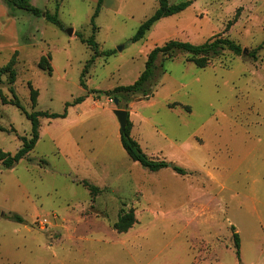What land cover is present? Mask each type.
<instances>
[{"label": "rangeland", "instance_id": "rangeland-1", "mask_svg": "<svg viewBox=\"0 0 264 264\" xmlns=\"http://www.w3.org/2000/svg\"><path fill=\"white\" fill-rule=\"evenodd\" d=\"M28 1L61 25L0 0V31L16 18L20 33L19 46L0 50V66L16 52L12 86L22 108L59 116H40L34 147L11 167L0 164V264H264V0H190L137 41L157 0H102L98 55L88 65L93 50L78 34H92L97 0ZM218 35L243 53L223 50L204 67L180 50L161 55L151 94L118 98L142 151L185 173L131 160L114 99L102 90L132 83L155 45ZM43 55L51 73L37 66ZM2 80L0 149L13 154L31 124L11 103L7 74ZM121 209L135 222L117 232Z\"/></svg>", "mask_w": 264, "mask_h": 264}, {"label": "trees", "instance_id": "trees-1", "mask_svg": "<svg viewBox=\"0 0 264 264\" xmlns=\"http://www.w3.org/2000/svg\"><path fill=\"white\" fill-rule=\"evenodd\" d=\"M9 1L12 5L20 9L29 11L30 13L36 16L43 14L48 20L52 21L58 26L61 25L56 15L43 12L41 9L32 5L28 0H9ZM55 1L57 2V0ZM101 3L102 0H97L95 9L90 18V23L92 24V34L90 35V37L84 39L81 35L78 34L80 40L82 42H85L88 45V47L91 50H93V54L87 61V65L88 63L93 62V59L98 55V51L96 50L97 42L94 40V32L96 29V25L94 24V17L98 15ZM157 4L158 5L154 10V12L138 25L135 33L131 37V41H137L141 39L146 33V31H148L150 27L160 18L179 13L180 11L185 9L190 4V0H182L176 3H169L168 0H157ZM262 45H264V38L261 44L258 45V47L261 48ZM175 50H180L182 52L189 53L191 55L190 60L198 67L206 66L211 58L217 56L223 50H229L234 54L243 53L242 47L238 43H236L235 41H233L228 37H223L220 35L210 37L204 42L199 44H193L189 41L170 39L165 41L161 45H155L147 53L146 60L144 62V67L137 76V78L132 83L125 85H116L110 89L102 90V92L106 96L112 97L113 99L115 98L118 99L123 97L126 100H128L129 97L133 95L148 97L151 94V80L156 75V71L158 69L157 60L159 56L171 55L172 53H174ZM111 53L112 50L106 51L107 55ZM16 60H17L16 52H13V54L6 61V63L0 66V83L3 81L2 75L7 74V82L9 84V89L13 94V100L11 103L15 104L25 113L26 117L30 120L31 130L29 137H25V136L20 137L22 140V144L15 153L11 154L9 152H5L0 149V160H1L0 164L1 167L4 168L13 166L18 160H20L25 154H27L34 147L39 137L38 118L40 116H44V117L59 116V114L50 113L45 110H35L31 112H26L22 108L18 98L14 94V89L12 86L16 76V71H15ZM37 66L45 70L47 73H51L52 71V66L49 63L48 56L45 55L40 56L37 62ZM81 84L84 85L82 81ZM37 96H38L37 89L33 88L29 84V98L32 107H34L36 104ZM2 99L3 101H5L4 97H2ZM79 100L80 98H77L75 101L77 102ZM66 105H68V103H66ZM131 127H132V122L129 119V112L127 111L125 128L123 130H120V143L131 160L138 162L143 167L152 171L169 166L177 173L180 174L185 173V170L176 164L169 163L164 159H153L148 157L147 154L142 151L138 142L131 136L130 134ZM86 185L91 192H96L100 189L99 187L89 183H86ZM11 217L18 221L21 220V218L16 214L12 215ZM134 222H135V216L133 210L124 211L121 209L119 214L117 215V219L114 222L113 226L117 232H124L127 231L133 225ZM231 229H232V238L234 241V245L236 246L238 253L239 235L234 230L233 226H231Z\"/></svg>", "mask_w": 264, "mask_h": 264}, {"label": "crops", "instance_id": "crops-1", "mask_svg": "<svg viewBox=\"0 0 264 264\" xmlns=\"http://www.w3.org/2000/svg\"><path fill=\"white\" fill-rule=\"evenodd\" d=\"M14 6V5H13ZM16 7V6H15ZM3 30L0 31V50L11 45L19 46V27L16 22V18L9 19L3 22Z\"/></svg>", "mask_w": 264, "mask_h": 264}, {"label": "water", "instance_id": "water-1", "mask_svg": "<svg viewBox=\"0 0 264 264\" xmlns=\"http://www.w3.org/2000/svg\"><path fill=\"white\" fill-rule=\"evenodd\" d=\"M72 32V29L68 30V33L70 34ZM114 105L116 106L113 109V113L117 118V121L119 123V127L120 130H123L125 128V124H126V116H127V110L126 109H122V108H118L117 104H118V99H114L113 100Z\"/></svg>", "mask_w": 264, "mask_h": 264}]
</instances>
